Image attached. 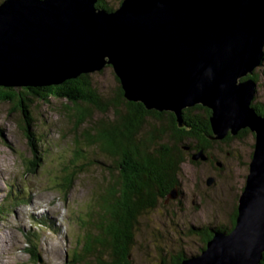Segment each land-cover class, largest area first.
<instances>
[{
  "label": "water",
  "instance_id": "water-1",
  "mask_svg": "<svg viewBox=\"0 0 264 264\" xmlns=\"http://www.w3.org/2000/svg\"><path fill=\"white\" fill-rule=\"evenodd\" d=\"M97 2L4 0L0 87L49 88L110 67L126 101L172 113L179 128L183 110L199 105L210 111L206 138L248 130L254 143L233 229L210 231L180 264H259L264 110L252 106L251 77L264 58V0H122L111 12ZM191 160L204 161L203 151Z\"/></svg>",
  "mask_w": 264,
  "mask_h": 264
},
{
  "label": "rangeland",
  "instance_id": "rangeland-1",
  "mask_svg": "<svg viewBox=\"0 0 264 264\" xmlns=\"http://www.w3.org/2000/svg\"><path fill=\"white\" fill-rule=\"evenodd\" d=\"M254 73L259 80L254 104H263L264 62ZM87 75L106 105H118L117 114L111 108L106 113L92 109L90 119L78 126L75 107L67 100L48 96L44 102L24 88L14 89L34 121L35 155L17 103L0 105V264H113L110 252L102 251L99 260L95 254H85V249L104 232L101 209L107 206L109 189L118 188L120 159L107 156L84 137L100 122L117 121L127 109L116 95L111 68ZM161 120L148 117L138 131L136 140L144 141L148 151L169 140V131L159 140H147L154 129L166 124ZM245 136L224 148L231 157L222 156L220 169L200 160L191 165L189 156L197 152L185 147L195 141L183 143L186 161L178 188L182 195L159 199L137 218L131 264H170L169 256L195 255L205 243L200 232L188 234L187 229L230 226L254 143ZM210 177L213 182L208 187Z\"/></svg>",
  "mask_w": 264,
  "mask_h": 264
},
{
  "label": "trees",
  "instance_id": "trees-1",
  "mask_svg": "<svg viewBox=\"0 0 264 264\" xmlns=\"http://www.w3.org/2000/svg\"><path fill=\"white\" fill-rule=\"evenodd\" d=\"M3 1L0 0V4ZM97 1L96 7L108 12L114 11L122 2V0ZM251 78L258 83L259 80L256 73ZM115 80L117 82L116 95L121 104L126 105L127 112L117 121L98 123L92 127L93 133H86L84 139L90 145L96 144L107 156L120 159V182L118 188L109 189L112 192L105 198L107 206L101 209L105 213L103 216L106 224L104 232L99 237L95 236L92 239L91 245L85 249V254L90 253L89 255L92 254V256L95 254L96 259L100 260V254L102 251H106L111 253L113 264H131L130 249L134 242L137 218L146 210L155 207L159 199L165 198L173 192L180 194L178 188L181 178V166L186 161L184 156L186 151L183 149L185 147L183 143L188 139L196 140L198 143L199 138H205L206 134L211 133L208 121L210 111L199 105L183 110L181 118L183 128H179L174 115L168 113L166 124L154 129L151 136L147 137V140L154 142L161 139L164 131L170 132L169 140L165 143H158L153 151H148L144 148L146 144H144V141L140 140L138 142L136 140L138 131L148 117L159 123L162 120L157 116L153 117L152 113L155 111H147L142 104L126 101L123 98V92L116 77ZM23 91L32 93L40 101L44 102L47 101L48 96L67 100L75 107L78 126L90 119L92 109L106 113L111 108L114 115L118 113V105L115 103L106 105L97 94L90 76L87 74L80 75L77 79L66 81L58 86L36 89L26 88ZM16 93L12 88L0 87V105L17 103L23 116V130L27 139L31 142L30 147L35 155L37 148L34 134L32 133L34 121L29 108L19 94ZM252 106L259 112L264 110V103L253 104ZM245 135L249 136L251 134L248 130H242L236 136H228V138L231 142ZM251 148H253L252 145ZM189 162L192 164V162L196 161L190 160ZM2 208L0 207V210ZM236 215L237 207L234 211L232 222L227 228L224 226L190 227L187 229L188 234L200 232L198 235L206 243V235L210 231L230 232L235 225ZM104 223L102 222V224ZM101 228L102 225H99V229ZM188 257L190 256L184 253L179 254L176 264H180L182 259ZM99 263L102 264L101 261ZM259 264H264V253Z\"/></svg>",
  "mask_w": 264,
  "mask_h": 264
},
{
  "label": "flooded vegetation",
  "instance_id": "flooded-vegetation-1",
  "mask_svg": "<svg viewBox=\"0 0 264 264\" xmlns=\"http://www.w3.org/2000/svg\"><path fill=\"white\" fill-rule=\"evenodd\" d=\"M168 113H170V112H160V113L153 112L152 116L153 117L157 116L159 118H163L164 121L167 122ZM198 141L199 142L197 143V141L195 140V144L191 145V147H188L187 150L192 149L194 152H197V153L199 151H203V153L205 155L204 163H209L212 166L216 165L220 169L223 166V164L220 162L221 159H222V156L225 155L228 158L231 157V153L224 149L225 147H227L230 144L229 143L230 141H229L228 137L225 138L224 140H221V141L210 140V139H208L206 137L205 138L202 137V138H199ZM197 148H200V149H197ZM191 157L192 156H189V160H191ZM199 163H200V161H196V162H192L191 165H197ZM181 193L182 192H180L179 195L177 194V196L180 197L182 195ZM183 197H184V194H183ZM178 256H179V254L175 255V256H169L168 257V263L176 264V261L178 260Z\"/></svg>",
  "mask_w": 264,
  "mask_h": 264
},
{
  "label": "bare ground",
  "instance_id": "bare-ground-1",
  "mask_svg": "<svg viewBox=\"0 0 264 264\" xmlns=\"http://www.w3.org/2000/svg\"><path fill=\"white\" fill-rule=\"evenodd\" d=\"M218 178V177H217Z\"/></svg>",
  "mask_w": 264,
  "mask_h": 264
}]
</instances>
